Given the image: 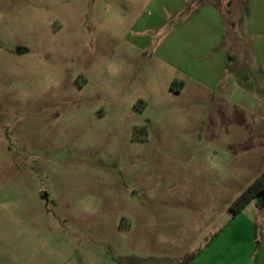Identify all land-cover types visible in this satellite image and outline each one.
I'll return each instance as SVG.
<instances>
[{
  "label": "rangeland",
  "instance_id": "1",
  "mask_svg": "<svg viewBox=\"0 0 264 264\" xmlns=\"http://www.w3.org/2000/svg\"><path fill=\"white\" fill-rule=\"evenodd\" d=\"M263 49L264 0H0V264H250Z\"/></svg>",
  "mask_w": 264,
  "mask_h": 264
},
{
  "label": "trees",
  "instance_id": "2",
  "mask_svg": "<svg viewBox=\"0 0 264 264\" xmlns=\"http://www.w3.org/2000/svg\"><path fill=\"white\" fill-rule=\"evenodd\" d=\"M264 194V175L260 177L233 205L234 215L240 214L258 196Z\"/></svg>",
  "mask_w": 264,
  "mask_h": 264
},
{
  "label": "crops",
  "instance_id": "3",
  "mask_svg": "<svg viewBox=\"0 0 264 264\" xmlns=\"http://www.w3.org/2000/svg\"><path fill=\"white\" fill-rule=\"evenodd\" d=\"M264 52V49L262 50ZM250 264H264V242H258L249 257Z\"/></svg>",
  "mask_w": 264,
  "mask_h": 264
}]
</instances>
